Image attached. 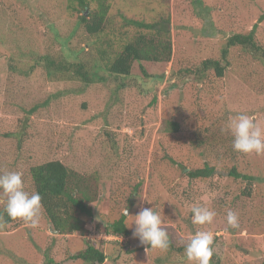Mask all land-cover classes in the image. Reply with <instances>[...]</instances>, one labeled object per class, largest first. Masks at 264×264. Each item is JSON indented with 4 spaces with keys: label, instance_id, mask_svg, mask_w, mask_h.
Masks as SVG:
<instances>
[{
    "label": "rangeland",
    "instance_id": "374dc122",
    "mask_svg": "<svg viewBox=\"0 0 264 264\" xmlns=\"http://www.w3.org/2000/svg\"><path fill=\"white\" fill-rule=\"evenodd\" d=\"M87 1L76 12L75 0H0V174L22 172L31 193L30 169L59 161L97 191L83 235L52 234L43 210L38 228L21 221L0 228V264H88L75 258L88 245L103 252V264H188L184 253L150 249L133 236L131 216L151 207L174 248L211 231L213 264H264V156L234 151L222 131L237 114L264 127V0ZM101 4L108 21L92 39L79 16ZM126 20H168L170 61L134 63L126 77L104 73L98 52L118 53L136 36ZM251 30L258 50L229 48L221 78L199 75L229 37ZM49 61L83 64L102 79L48 72ZM153 78L162 80L157 89ZM205 165L215 170L205 180L182 171ZM232 168L254 179L249 197L240 196L241 179L228 177ZM6 199L0 193V212ZM192 206L214 210L213 223L193 224ZM228 210L239 228H229ZM122 215L130 235H107L104 225Z\"/></svg>",
    "mask_w": 264,
    "mask_h": 264
},
{
    "label": "trees",
    "instance_id": "16d2710c",
    "mask_svg": "<svg viewBox=\"0 0 264 264\" xmlns=\"http://www.w3.org/2000/svg\"><path fill=\"white\" fill-rule=\"evenodd\" d=\"M72 1V0H69ZM77 7L75 11H82L89 8L87 0H75ZM112 1V0H108ZM74 9V8H73ZM80 13V12H79ZM108 13L107 5H99L98 9L90 13L87 18L83 14L79 16V23L88 37L101 38L105 31ZM127 26L137 29L135 38L125 40L121 43V50L118 53L110 54L106 49L98 52L101 70L109 76L126 77L130 74L134 63L149 62V63H168L171 56V36L169 28L164 24H168V20H161L153 24H145L135 20H126ZM121 42V41H120ZM241 46L242 50L247 53H253L258 50L254 43V33L251 30L247 35H234L229 37L225 47L221 51V57L218 60L206 59L201 62L198 68L199 75L206 71L213 70L215 76L221 78L224 71L221 61L225 60L228 49ZM110 48V47H108ZM48 72L65 73L74 75L83 83H92L94 80H101L96 72L90 74L86 71L83 64H74L71 62H47ZM51 71V72H52ZM72 73V74H71ZM162 83L161 79L153 78L151 80L152 89H157ZM176 130V126H172ZM183 173L191 180H205L214 175L215 170L212 167L204 166L203 168L186 170L183 168ZM228 177L242 180V188L240 196L249 197L251 193L254 179L250 176L239 174L234 168L227 172ZM31 180L35 189L41 196V204L43 213L55 231L60 235H70L74 233L84 234L85 223L84 217L93 216L90 208V203L97 198V191L78 174L77 172L67 168L59 161H49L41 165H36L30 169ZM3 220L7 221L5 225L18 222L10 220L4 213V209L0 212ZM125 217L107 223L104 225V232L107 235L117 237H128L130 231L125 224ZM104 233V234H105ZM186 246L174 248L170 245L171 251L175 250L178 253H184ZM76 259L84 261L88 264H103L106 257L99 249H95L90 245L85 251L75 256ZM213 264V258L211 261Z\"/></svg>",
    "mask_w": 264,
    "mask_h": 264
},
{
    "label": "clouds",
    "instance_id": "9594fccd",
    "mask_svg": "<svg viewBox=\"0 0 264 264\" xmlns=\"http://www.w3.org/2000/svg\"><path fill=\"white\" fill-rule=\"evenodd\" d=\"M222 131H227L233 137V150L244 155L255 154L264 156V127H261L254 118L246 114H237L231 117ZM0 193L5 196L4 213L10 220L23 222L29 228H38L42 217L41 196L38 192L25 190L23 173L8 171L0 174ZM192 223L195 225H211L216 212L208 207L192 206ZM123 215L128 217L127 208ZM134 217L131 227L135 225L133 236L138 238L142 245H149L150 249L166 252L170 246L169 235L164 227L158 212L151 208H141ZM3 216L0 215V221ZM7 221L0 223L3 228ZM229 228H239L238 214L232 210L227 212ZM214 255V235L211 231H197L189 237L184 248V256L188 264H211Z\"/></svg>",
    "mask_w": 264,
    "mask_h": 264
},
{
    "label": "water",
    "instance_id": "95a60500",
    "mask_svg": "<svg viewBox=\"0 0 264 264\" xmlns=\"http://www.w3.org/2000/svg\"><path fill=\"white\" fill-rule=\"evenodd\" d=\"M49 231L54 234V235H57L58 234V231H55V230H52L51 226L49 225Z\"/></svg>",
    "mask_w": 264,
    "mask_h": 264
}]
</instances>
